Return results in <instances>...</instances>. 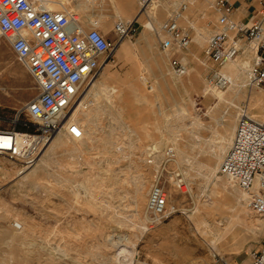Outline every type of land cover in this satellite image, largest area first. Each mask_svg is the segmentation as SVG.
<instances>
[{"label":"rangeland","instance_id":"1","mask_svg":"<svg viewBox=\"0 0 264 264\" xmlns=\"http://www.w3.org/2000/svg\"><path fill=\"white\" fill-rule=\"evenodd\" d=\"M81 1L71 0L66 9L84 27L98 20L110 38L113 22L132 20L141 7L140 0L124 9L119 0H96L85 9ZM176 1L157 0L140 24L158 29ZM182 1L187 15L203 14L181 55L186 74L173 73L157 36L138 27L133 40L102 62L93 94L42 162L37 159L46 146L28 168L0 157V264H248L263 245L262 222L218 172L241 111L264 119V88L248 85L252 55L224 66L233 85L208 88L214 67L203 50L213 32L205 26L216 15L211 0ZM124 49L129 52H118ZM36 94L32 77L0 38V128H9ZM168 148L176 163L165 162ZM176 171L182 178L172 175ZM155 182L177 211L161 223L147 212Z\"/></svg>","mask_w":264,"mask_h":264},{"label":"built area","instance_id":"2","mask_svg":"<svg viewBox=\"0 0 264 264\" xmlns=\"http://www.w3.org/2000/svg\"><path fill=\"white\" fill-rule=\"evenodd\" d=\"M96 1V0H94ZM186 1H176L173 12L156 33L158 49L169 60L171 71L179 76L187 72L181 56L192 43L189 29L181 27ZM217 22L203 50L205 62L213 64L206 77L208 88L223 90L231 79L221 71L252 45V65L248 85L264 88V2L259 18L249 26L232 19L228 0L211 4ZM112 38L103 33L98 20L87 27L73 12L47 10L44 0H0V38L32 77L37 94L18 111L9 128H0V157L31 167L37 155L61 131L64 118L82 97L85 87L99 76L103 63L109 61L124 40L136 37V21L126 23L117 18ZM21 130H17V128ZM7 145V146H6ZM165 162L176 163L174 149L165 151ZM221 176L229 178L237 190L246 195L245 207L262 222L264 233V119H251L241 111L232 143L219 167ZM182 178L181 172H174ZM180 188H186L183 179ZM168 193L159 182L149 191L147 212L153 223H161L177 211L168 201ZM15 228L20 229V225ZM248 264H264V243L250 253Z\"/></svg>","mask_w":264,"mask_h":264},{"label":"crops","instance_id":"3","mask_svg":"<svg viewBox=\"0 0 264 264\" xmlns=\"http://www.w3.org/2000/svg\"><path fill=\"white\" fill-rule=\"evenodd\" d=\"M46 1H49V2L52 3L51 9H53V10H63V9H66V6L68 4H70L71 0H46ZM133 1L134 0H119L118 4H119L120 7H122V8L124 7L125 8L127 5H130V4L132 5ZM213 1L214 0H211V3H213ZM228 1L233 7L232 19H233V21L236 24H238L240 26H249L253 21L257 20L259 18V13L261 11V3L264 2V0H228ZM93 2H95V1L94 0H82L81 3L78 5V7L86 9ZM193 3L194 2H192V4ZM206 3H209V1H206ZM120 7H119V9H120ZM173 10H174V8L171 10V13L173 12ZM187 11H188V8H187ZM186 12L183 14V19H182L180 25L183 28L189 29L190 37L192 39L193 38L192 35H193L194 31H195L194 25L198 21L201 20L203 14L198 13L197 15L190 16V15H187ZM212 12H213V15L215 17V13H214L213 10H212ZM141 13L142 12L139 9L138 13L134 16V18L132 20H129V21L124 20V21L126 23H130L133 20H135L136 21L137 33H138V27L139 28L143 27L144 28V32H143L144 34L148 33L151 30L156 35V33L159 32L160 26L165 21L158 27V29L153 28L152 24L151 23H147V22L143 23V26H142L140 24V20L142 18ZM143 13L146 14V12H143ZM216 22H217V17H216V20L214 22L208 21L206 23L205 29L214 32L216 30V27H217L216 26ZM157 41H158V39H157ZM192 42H193V39H192ZM122 46L123 45H121L118 48V50L120 48H122ZM118 52L120 54H123V51L122 52L118 51ZM234 132H235V128L233 130V135H234ZM233 135H232V137H233ZM230 264H234V263L231 262Z\"/></svg>","mask_w":264,"mask_h":264},{"label":"bare ground","instance_id":"4","mask_svg":"<svg viewBox=\"0 0 264 264\" xmlns=\"http://www.w3.org/2000/svg\"><path fill=\"white\" fill-rule=\"evenodd\" d=\"M156 1L157 0H140V5H141V7H140V9H141V12H149V9H150V7L152 6V4H154V3H156ZM51 5H52V3L51 2H49V1H46V0H44V7L47 9V10H52V11H61V10H53V9H51ZM101 23V22H100ZM108 25V24H107ZM104 27V26H103ZM100 29L102 30V32L103 33H105L104 31H103V29L100 27ZM122 44V43H121ZM121 44L119 45V47L121 46ZM122 52V51H121ZM129 52V50H125L124 49V51H123V54H127ZM254 54H255V52L254 51H252V50H250V51H245V53L243 54V55H245V57H248V56H250V55H252L253 57H254ZM239 57V56H238ZM237 57V58H238ZM236 60V59H235ZM234 60V61H235ZM234 61L233 62H231V63H229V64H227L225 67H227L228 65H230V64H232V63H234ZM240 64V63H239ZM225 67H224V70L222 71L224 74H226L230 79H231V85H233V80H232V78L226 73V71H225ZM242 68H244V62H243V64H242ZM105 69V68H104ZM243 70V69H242ZM248 73V72H247ZM186 74V73H185ZM247 78H248V75H247ZM96 81V80H95ZM94 81V82H95ZM237 82V81H236ZM237 85V84H236ZM89 87V89H88V91H87V93H86V95H84V99L79 103V104H77V105H75L76 107H75V109L73 110V112H72V114L70 115V116H66L65 118H64V120H63V125H62V129H61V131L63 130V129H65L66 130V128L68 127V125H69V123H71L72 121H74V119H75V117H76V115H77V112L80 110V108L82 109V107H83V102H84V100L86 99V98H88L90 95H92L93 94V92H94V89H95V85H94V83H92L90 86H88ZM95 95V94H94ZM252 119V118H251ZM60 131V132H61ZM232 135H233V129L231 130V133H228V142L230 143L229 144V147H230V145H231V143H232ZM58 136V134L54 137V139H52L47 145H46V147H45V149H44V151L42 152V155H40V157H38V159H37V162H42V158H43V156L45 155V153L47 152V150L48 149H50L51 148V146L52 145H54V141H55V139H56V137ZM219 147V149L220 150H222L221 152L223 153L224 152V150H225V148L224 147H222V144L220 145V146H218ZM227 147H228V144H227ZM229 179V178H228ZM230 180V179H229ZM231 181V180H230ZM242 196H244V197H246V195H244V194H241ZM245 200H246V198H245ZM260 220V219H259ZM261 221V220H260ZM251 223V225H254V223H252V222H250ZM257 225V224H256ZM25 226V225H24ZM20 228H22V226H20Z\"/></svg>","mask_w":264,"mask_h":264},{"label":"trees","instance_id":"5","mask_svg":"<svg viewBox=\"0 0 264 264\" xmlns=\"http://www.w3.org/2000/svg\"><path fill=\"white\" fill-rule=\"evenodd\" d=\"M17 130H21V129L18 127Z\"/></svg>","mask_w":264,"mask_h":264},{"label":"snow or ice","instance_id":"6","mask_svg":"<svg viewBox=\"0 0 264 264\" xmlns=\"http://www.w3.org/2000/svg\"><path fill=\"white\" fill-rule=\"evenodd\" d=\"M75 131V130H74ZM78 134V133H77ZM7 146V145H6Z\"/></svg>","mask_w":264,"mask_h":264}]
</instances>
